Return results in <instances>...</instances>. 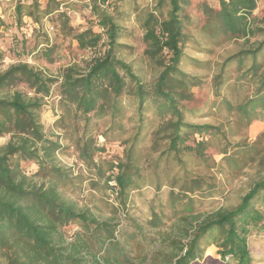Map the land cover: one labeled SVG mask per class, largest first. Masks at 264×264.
<instances>
[{"label":"trees","instance_id":"16d2710c","mask_svg":"<svg viewBox=\"0 0 264 264\" xmlns=\"http://www.w3.org/2000/svg\"><path fill=\"white\" fill-rule=\"evenodd\" d=\"M142 1L15 2L16 32L6 55L18 63L0 72V137L11 136L0 147V255L6 257L0 264H254L253 243H264V177L249 184L235 207L220 208L204 218L183 216L186 225L178 237L174 233L178 225L172 224L171 233L164 230L168 221L164 205L153 213L148 230L128 216L126 225L102 218L97 207L80 209L62 195V188L81 189L88 181L101 201L108 204L107 191L113 190L126 210L131 193L148 181L147 173L153 174L160 189L164 175L171 185L181 182L182 170L185 194L171 191L168 205L176 213L189 214L192 201L186 193L202 191L205 180L188 172V165L207 160V136L226 144L220 152L224 156L233 146L223 126L192 124L188 117L225 110L242 125L264 120V10L261 17L254 16L258 0H215L214 6L207 0H198L196 6L194 0ZM75 15L82 17L77 29L72 25ZM202 15L206 22L200 26ZM25 17L41 26L47 18L77 44L84 59L75 58L56 76L31 66L26 60L34 55L51 64L60 57L58 43L25 24ZM1 19L0 29L5 25ZM130 19L142 35V57L153 74L149 81L122 57L124 50L133 51L122 43L132 35L125 26ZM195 31L205 42L212 41L214 31L213 44L242 41L245 47L220 63L201 62L186 53L192 44L193 50L201 49L203 42ZM190 64L209 68L212 104H197L194 91L209 76L188 72ZM54 87L63 111L56 122L59 128L72 134L68 129L76 131L83 123L74 143L79 159L95 172L87 179L58 162L57 153L63 149L59 136L45 133L42 112ZM229 90L244 92L241 103L227 98ZM99 136L105 144L126 136L123 157L116 163L94 159ZM257 143L238 144L229 160L245 163L246 152H255ZM175 162L180 170L170 174ZM260 162L264 164V156ZM70 224L79 230L66 234ZM213 245L219 259L205 257ZM207 251L213 254L214 247Z\"/></svg>","mask_w":264,"mask_h":264},{"label":"rangeland","instance_id":"374dc122","mask_svg":"<svg viewBox=\"0 0 264 264\" xmlns=\"http://www.w3.org/2000/svg\"><path fill=\"white\" fill-rule=\"evenodd\" d=\"M207 1L212 6L215 5L213 4L215 0ZM196 2H198V0H194L193 5H198ZM141 4H143L142 0ZM258 4L259 7L254 12V16L261 17L264 10V0H258ZM14 5L15 2L10 1L6 2L5 6L1 8L0 16L5 25L0 29V72L5 71L11 65L18 63L17 60L8 59L6 55V51L9 48L8 46H10V40L13 34L16 32V16ZM144 5H146V3H144ZM28 20L29 18H24V22L27 21V23L25 22L27 25L29 22ZM205 22V17H201L200 26H203ZM72 23L74 28H79V25L82 23V17H80V15H75L74 19H72ZM42 26L39 25V29L37 30H42L43 34L47 36L52 43H58L57 51L58 57L60 58L57 63L51 64L41 55H34L33 57H29L26 60L31 66L45 72L46 74L56 76L59 74V71L62 67L75 62V58L84 59V55L77 50V44L74 43L71 38L66 39L58 31V28L52 25L48 20L44 19ZM49 26L54 27V31L51 33H48L47 30ZM125 26L132 32V35L124 39L122 43L131 46L133 51L124 50L122 57L127 62L133 63L134 68L138 71L139 75L143 79L149 81L153 74L148 68L146 60L142 57L144 44L142 42L141 32L138 29L134 19H130V21L126 22ZM215 34L216 32L212 31V41L215 40ZM33 35L35 36V34ZM195 35L199 42H203L202 45L198 47L201 49L200 51L195 49L193 50L195 47L194 44H192L189 46L190 48L186 50V53L201 62L210 61L212 64L220 63L227 57L237 53L239 50L245 47L242 41L237 42L227 40L219 44H213L212 41H209L208 39H206L207 41L205 42V40H203L205 37L202 38L199 31H195ZM186 70L190 73L198 74L200 76H207L209 73L208 67H197L194 64L188 65ZM208 76L209 78L206 79L207 83L203 87L194 91L198 105H204L205 103H207V105L209 103L212 104V101L215 100L210 83L212 74ZM226 95L229 100L233 101L234 104L237 105L241 103L242 100L240 101L239 96L242 97L244 92H235L234 94H231V91L229 90ZM62 114L63 111L60 105V95L57 88L54 87L50 97L45 99V107L42 112V124L44 125L47 136L53 138H55L54 136H59V140L63 149L61 152L57 153L58 162L64 167L72 168L76 174H82L86 179L91 175L94 176L95 172H93V170H89L85 163L79 159V152L76 149L74 143L78 137V134L80 135V133H82L83 123L79 124V131H74L75 129L71 127L68 130H71L72 134H68L59 128V125L56 123ZM188 122L197 125L223 126V130L227 133V140L233 146L224 156V154H221L220 152L226 144L223 143L222 145L216 139H211V137L207 136L210 145V148L207 151V160H194L191 165H188V172H192L195 175H200L205 180L204 184H202L204 186L202 191L186 193L188 200L192 201V207L189 209V214L176 213L172 211L168 205L171 191H174L176 194H185L181 190V187L183 186V177L186 173L182 170L180 171V177H182L181 182H172L171 185L170 178H167L166 175H164L162 179L163 184L161 185L160 189L156 187V180L153 174L151 172L147 173L149 176L148 181L141 190L131 193V199L126 210L121 209L119 203L115 199L116 194L113 190L107 191L109 198L108 204H106L105 199L104 201H101L97 193L90 191L88 181L84 183L81 189L73 187L62 188L61 190L63 197L75 202L80 209L87 207H97L99 210L98 214L102 216V218H113L114 221L121 223V225L127 224L125 216H128L129 219L137 221L148 230H150L149 222L153 213H159V208L164 205L165 212L168 217L167 225L164 227V230L168 233H171L173 229V227H171L172 224L178 225L177 227H174V233L176 237L181 234L179 233L180 227L186 225V223L182 221L183 216H201L204 218L220 208L237 206L240 202V199L248 191L249 184L264 177V164L260 162L261 158L264 156V120H255L249 125H242L239 122L238 117L232 116L229 112L223 110L217 115L215 112V115L211 114V116L206 117H188ZM228 122L230 123L228 124ZM125 138L126 136L117 138L116 141L111 142L110 144H105L104 138L99 136L97 138V151L95 152L94 159L96 161H99L100 159H107L116 163L119 158L123 157L122 142ZM10 139V135L0 137V147L6 145ZM197 139L200 140L201 137L199 136ZM256 140L259 142L257 143V150L253 153L246 152L248 155L246 158L247 161L245 163H243L241 159L234 161L237 162L236 164L229 160V157L238 151L236 148L238 144H242L244 142L245 144L250 145ZM254 153H257V159L253 163L250 157H254ZM171 163L172 165L174 164L173 162ZM160 166L163 168L164 163H161ZM179 170L180 169L177 167V163L175 162V167L172 171L173 173L170 174H174V172ZM195 175L194 178L197 176ZM35 182L40 183L42 180L35 179ZM171 186L174 187L172 188ZM210 190L212 193H210ZM219 192H223V194L221 195ZM114 209H117V214L112 213V210ZM75 230H79V226L76 224H70L64 229V232H66V234H70ZM210 247H214L213 254H208L207 250ZM210 247L206 249L205 257H214L219 259L220 256L217 254L219 249L215 245ZM164 250H167V248ZM252 250L254 264H264V243H253ZM1 255L0 263H4L6 257Z\"/></svg>","mask_w":264,"mask_h":264},{"label":"built area","instance_id":"2783aa9c","mask_svg":"<svg viewBox=\"0 0 264 264\" xmlns=\"http://www.w3.org/2000/svg\"><path fill=\"white\" fill-rule=\"evenodd\" d=\"M10 1L18 2L20 0H0V15H1V8L3 7V5H5L6 2H10ZM60 1L64 2L65 0H60ZM64 6L65 5H63V4L61 5V7H60L61 12H64V10H65ZM46 20H47V18H46ZM28 21H29L28 22V26H32L33 28L39 29V25L38 24H34L31 19H29ZM25 22L27 23V21H25ZM47 30H48V33H51L52 31H54V27L53 26H49Z\"/></svg>","mask_w":264,"mask_h":264}]
</instances>
